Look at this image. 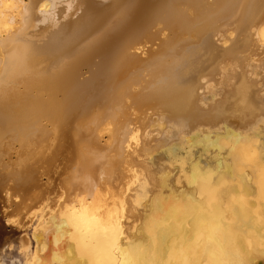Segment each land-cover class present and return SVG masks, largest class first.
Listing matches in <instances>:
<instances>
[{
    "label": "bare ground",
    "instance_id": "1",
    "mask_svg": "<svg viewBox=\"0 0 264 264\" xmlns=\"http://www.w3.org/2000/svg\"><path fill=\"white\" fill-rule=\"evenodd\" d=\"M0 213L24 264H264V0H0Z\"/></svg>",
    "mask_w": 264,
    "mask_h": 264
},
{
    "label": "rangeland",
    "instance_id": "2",
    "mask_svg": "<svg viewBox=\"0 0 264 264\" xmlns=\"http://www.w3.org/2000/svg\"><path fill=\"white\" fill-rule=\"evenodd\" d=\"M18 235L19 231L8 225L0 213V264H24V257L18 246ZM5 241H11L12 246L3 249Z\"/></svg>",
    "mask_w": 264,
    "mask_h": 264
},
{
    "label": "snow or ice",
    "instance_id": "3",
    "mask_svg": "<svg viewBox=\"0 0 264 264\" xmlns=\"http://www.w3.org/2000/svg\"><path fill=\"white\" fill-rule=\"evenodd\" d=\"M133 139H135V137H133ZM118 222L116 224L113 225V231H118Z\"/></svg>",
    "mask_w": 264,
    "mask_h": 264
}]
</instances>
